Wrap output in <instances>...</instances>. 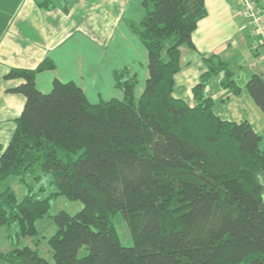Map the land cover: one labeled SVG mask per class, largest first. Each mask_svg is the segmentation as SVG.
<instances>
[{"label":"trees","instance_id":"16d2710c","mask_svg":"<svg viewBox=\"0 0 264 264\" xmlns=\"http://www.w3.org/2000/svg\"><path fill=\"white\" fill-rule=\"evenodd\" d=\"M143 7L142 21L128 22L148 52L139 98L137 76L128 68L114 72L124 98L99 103L75 82L55 80L49 93L40 91L37 74L55 68L49 58L5 76L23 80L8 91L26 103L1 148L0 184L14 177L28 191L20 200L11 186L0 190V225L18 223L23 236H36L51 199L64 196L84 208L53 217L54 264H264L262 138L248 121L218 116L207 90L217 78L221 88L241 94L229 62L205 58L194 105L174 96L181 48L196 49L193 34L208 15L206 0H143ZM246 88L264 114V75H252ZM37 171L51 176L55 188L42 199L28 183ZM118 213L132 247L120 240ZM38 247L0 257L9 264H51Z\"/></svg>","mask_w":264,"mask_h":264},{"label":"crops","instance_id":"0c3cea01","mask_svg":"<svg viewBox=\"0 0 264 264\" xmlns=\"http://www.w3.org/2000/svg\"><path fill=\"white\" fill-rule=\"evenodd\" d=\"M206 7L208 15L193 34L196 49L181 48L182 67L175 76L174 96L191 105L192 90L207 70L205 58L229 62L236 81L241 76L247 83L254 74L264 75V52L257 56L250 51L238 0H206ZM144 15L143 0H0V157L26 103L24 95L8 91L23 82L6 79L12 69H34L49 58L55 68L36 76L43 93L59 80L75 82L92 103L121 100L124 94L116 86L115 71L128 68L145 80L149 76L148 52L127 26L129 21L140 23ZM137 87L139 98L141 82ZM241 88L240 95L223 93L215 78L207 90L218 116L248 121L263 140L264 114ZM4 137L10 138L8 143Z\"/></svg>","mask_w":264,"mask_h":264},{"label":"rangeland","instance_id":"374dc122","mask_svg":"<svg viewBox=\"0 0 264 264\" xmlns=\"http://www.w3.org/2000/svg\"><path fill=\"white\" fill-rule=\"evenodd\" d=\"M246 23H248L247 20ZM127 26L128 29L130 30L129 25ZM247 29L249 30L248 25H247ZM251 41H252L251 38H248V45L250 51H251ZM143 48L147 53L145 46H143ZM136 76H137V85L141 82V87H143L142 89L144 90L146 80L143 78V76H141V78L138 75ZM237 82L239 83L240 86L243 87V90L249 94L245 86L246 83L244 82L241 76L240 78L237 79ZM222 92L224 93L227 91L223 90ZM262 133H263V140L261 145L264 148V131ZM4 139L6 143H8L7 141L10 138L4 137ZM51 180H52L51 176L42 175L41 173H39V171L28 177V183L31 186L30 188L33 189L34 193H36V196L40 199L49 196L55 190L54 186L51 185L50 183ZM8 186H11L14 189L16 195L20 200L23 199V197L27 194L28 187L22 184L18 178L11 177L7 181L1 183L0 190H3ZM83 208H84V204L80 200H69L64 196L53 197L51 199V208L47 216H45L43 219H40L36 223V227L39 233L38 235L33 237L23 236L21 234L18 223H13L11 225H0V252L7 253L8 251L16 247H24L26 245L36 247V244H39L38 249L40 250V254L45 259H47L51 264H54L53 251L48 243L49 238L52 235H54L55 232L57 231V226L55 225L53 217L61 211H65L70 214H76L77 212L81 211ZM114 224L117 228L122 244L125 247H132L134 242L129 233L127 223L121 213H118L115 216ZM0 264H9V263L8 261L0 257Z\"/></svg>","mask_w":264,"mask_h":264},{"label":"built area","instance_id":"2783aa9c","mask_svg":"<svg viewBox=\"0 0 264 264\" xmlns=\"http://www.w3.org/2000/svg\"><path fill=\"white\" fill-rule=\"evenodd\" d=\"M238 3L248 22L251 51L260 56L264 52V0H238Z\"/></svg>","mask_w":264,"mask_h":264}]
</instances>
